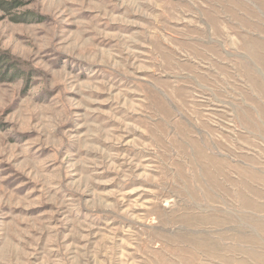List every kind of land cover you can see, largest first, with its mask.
Instances as JSON below:
<instances>
[{
	"label": "rangeland",
	"instance_id": "rangeland-1",
	"mask_svg": "<svg viewBox=\"0 0 264 264\" xmlns=\"http://www.w3.org/2000/svg\"><path fill=\"white\" fill-rule=\"evenodd\" d=\"M0 264H264V0H0Z\"/></svg>",
	"mask_w": 264,
	"mask_h": 264
}]
</instances>
